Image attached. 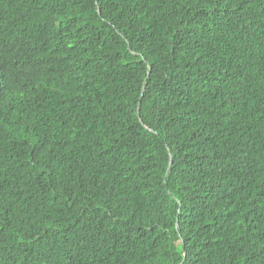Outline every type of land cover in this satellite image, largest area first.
Masks as SVG:
<instances>
[{"label": "trees", "instance_id": "obj_1", "mask_svg": "<svg viewBox=\"0 0 264 264\" xmlns=\"http://www.w3.org/2000/svg\"><path fill=\"white\" fill-rule=\"evenodd\" d=\"M179 263L264 264V0H0V264Z\"/></svg>", "mask_w": 264, "mask_h": 264}, {"label": "clouds", "instance_id": "obj_2", "mask_svg": "<svg viewBox=\"0 0 264 264\" xmlns=\"http://www.w3.org/2000/svg\"><path fill=\"white\" fill-rule=\"evenodd\" d=\"M137 112H138V109H137ZM182 253L184 254V251H182ZM180 264V263H179Z\"/></svg>", "mask_w": 264, "mask_h": 264}]
</instances>
